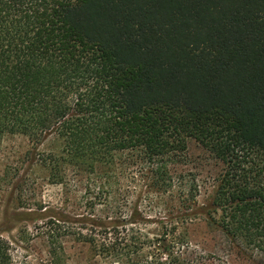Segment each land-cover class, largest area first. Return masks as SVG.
<instances>
[{
    "label": "trees",
    "instance_id": "trees-1",
    "mask_svg": "<svg viewBox=\"0 0 264 264\" xmlns=\"http://www.w3.org/2000/svg\"><path fill=\"white\" fill-rule=\"evenodd\" d=\"M52 135L55 184L68 170L106 185L129 158L182 224L199 217L229 256L264 258V0H0V140ZM191 144L212 168L202 206L177 172ZM117 219H87L109 264H209L186 235L156 248ZM0 264H14L2 238Z\"/></svg>",
    "mask_w": 264,
    "mask_h": 264
},
{
    "label": "rangeland",
    "instance_id": "rangeland-1",
    "mask_svg": "<svg viewBox=\"0 0 264 264\" xmlns=\"http://www.w3.org/2000/svg\"><path fill=\"white\" fill-rule=\"evenodd\" d=\"M59 149L53 135L39 145L21 136L0 140V238L10 244L14 264H53V249L63 250L58 255L62 264H109L84 242L93 231L88 218H119L122 235L146 237L156 248H173L171 235H186L187 252L202 253L209 264H264L261 257L226 254L214 229L199 217L182 224L185 210L177 199L148 191L145 172L129 158L118 161L106 185L88 184L68 170H63V183L55 184L43 161ZM210 167L191 144L187 164L177 168L183 183L194 180L199 188L195 206H202L210 193Z\"/></svg>",
    "mask_w": 264,
    "mask_h": 264
}]
</instances>
